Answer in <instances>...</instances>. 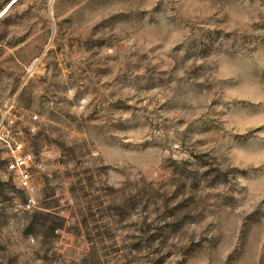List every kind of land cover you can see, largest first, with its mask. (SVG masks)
<instances>
[{
  "label": "rangeland",
  "instance_id": "rangeland-1",
  "mask_svg": "<svg viewBox=\"0 0 264 264\" xmlns=\"http://www.w3.org/2000/svg\"><path fill=\"white\" fill-rule=\"evenodd\" d=\"M0 264H264V0H0Z\"/></svg>",
  "mask_w": 264,
  "mask_h": 264
},
{
  "label": "built area",
  "instance_id": "built-area-1",
  "mask_svg": "<svg viewBox=\"0 0 264 264\" xmlns=\"http://www.w3.org/2000/svg\"><path fill=\"white\" fill-rule=\"evenodd\" d=\"M13 160L9 165L11 171H13L16 175V178L19 184L25 189L30 188V176L27 171L28 163L31 161L30 155H22L20 154V148L15 147L12 149Z\"/></svg>",
  "mask_w": 264,
  "mask_h": 264
},
{
  "label": "bare ground",
  "instance_id": "bare-ground-1",
  "mask_svg": "<svg viewBox=\"0 0 264 264\" xmlns=\"http://www.w3.org/2000/svg\"><path fill=\"white\" fill-rule=\"evenodd\" d=\"M6 13V12H5ZM2 17V16H1Z\"/></svg>",
  "mask_w": 264,
  "mask_h": 264
}]
</instances>
